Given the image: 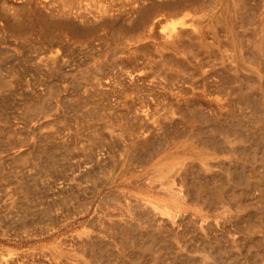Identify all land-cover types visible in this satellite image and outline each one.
Listing matches in <instances>:
<instances>
[{
    "label": "bare ground",
    "instance_id": "obj_1",
    "mask_svg": "<svg viewBox=\"0 0 264 264\" xmlns=\"http://www.w3.org/2000/svg\"><path fill=\"white\" fill-rule=\"evenodd\" d=\"M34 1L43 8L51 3ZM119 1L132 9L140 2ZM260 1L255 11L250 0H206L199 15L170 7L168 24L153 16L145 20V36L153 37L147 42L152 53L205 55L198 57L207 64L202 72H215L228 84L230 101L240 103L238 112L221 94L204 107L203 101L196 106L194 99L175 97L163 109L136 110L134 120L127 122L124 112L123 118L100 114L81 97L71 103L65 96L53 100L50 91H40L38 79L26 77L25 67L8 64L14 50L0 46V264H142L151 253L165 254L169 260L156 256L151 264H264V0ZM186 57L178 54L182 61ZM148 60L143 63L150 67L155 59ZM129 69L126 74L132 80L145 72ZM59 111L58 117L42 119ZM20 119L28 132L24 140L15 139L12 131ZM57 119L68 133L54 132ZM92 207V217L87 218L91 222L69 235L71 242L64 245L49 240L50 244L22 250L2 239L49 236Z\"/></svg>",
    "mask_w": 264,
    "mask_h": 264
},
{
    "label": "rangeland",
    "instance_id": "obj_2",
    "mask_svg": "<svg viewBox=\"0 0 264 264\" xmlns=\"http://www.w3.org/2000/svg\"><path fill=\"white\" fill-rule=\"evenodd\" d=\"M48 1L51 3H49V5H47L46 8H43L39 4H37V2L34 0H0V46L5 47L7 45L14 50L15 53L13 57L7 58L8 64H11L12 62L14 63L18 62L19 64H21L22 68L25 67V74L27 75L25 76L29 78L30 80L38 79L40 81V85H39L40 91H42L44 94H47L50 91L51 92L50 95L52 96L54 95L53 100L56 99L57 101L61 98L63 99L66 98V100L64 101L71 103L73 100H79L81 97V99L83 98L82 100L84 102L86 103L88 102L87 103L88 105L97 106L100 109L99 111H101L99 112L100 114H107L110 116L117 115V117H122V115H124L123 114L124 112L125 115L123 117L125 118L123 117L122 118L125 119L127 122L133 121L134 116L139 110L147 109L149 111H153L155 109H163L162 107L165 106V104L167 105L170 101L172 102L176 98H181V99L187 98V100L189 99L195 100V98L197 100L199 98L200 100L198 99L197 102H195L196 100L195 101L191 100V102L193 101L192 103H194L196 106L198 105L200 106V102L203 101L202 102L203 104L202 103L201 104L204 107L205 104L207 105L209 102L216 101L215 98L220 97V94H221V96L226 97V98L222 97V99L226 100L224 101V103L226 102V105L228 104L227 106L231 107V108L229 107L230 109H233L234 107L235 112L236 111L238 112V110H240L239 108L240 103L234 100L232 102L230 101L231 99L229 98V96H232L233 92L231 93L232 90H230L231 88H229L228 84L226 82L224 83V81L221 80L219 75L215 72L213 73L211 72L210 74L207 73V75H205L202 72L201 69L203 68V70H205L207 68L206 66L207 64L206 62L203 63L202 60H199L198 57L199 55L201 57L205 55L197 54V53L194 54V52H190L189 55H187L186 53L185 55V51H184V54H180L181 52L177 53L176 54L177 57L169 55V54L168 56L166 55L167 57L166 56L158 57L160 55H158V53H156L155 50L154 51L157 54V56L155 55L154 52L153 54L152 53L153 48L147 45V42H149L150 40H153L152 39L153 37L148 38L147 36H145L146 35L145 30H147L146 28L147 26L145 27L147 22H145V20L147 18L150 19L153 16L151 19L155 17L153 20L155 19L158 20L159 18L162 19V15H163V18L164 16L165 18L167 16H168L167 18H169L170 10L176 7H182L184 9L183 12L188 10L187 11L188 13L192 12L194 14L197 13L199 15L200 12H202L200 8L204 2L206 3V0L205 1L204 0H193V1L192 0H168V1L167 0H151V1L150 0H142V1L140 0V2L138 1L133 9L130 8L129 4L122 3L119 0H77L79 3L76 0H48ZM250 2H251V5H255L253 7H255L254 10L257 11L260 7V5L258 6V4H261V1L254 0V3H253V1L250 0ZM78 4L79 6L77 7ZM199 4H200V7H198ZM66 11H67V14H66ZM63 15H68V16H63ZM18 17L19 19H17ZM58 17L62 19H57ZM167 18L165 20L166 22L164 21V19L162 21L161 19H159L160 22H162L160 24L162 25L168 24L170 22L168 20H171L172 18L168 20ZM149 19L146 21L151 20ZM48 32H50L52 38L48 37L50 36V35H47ZM25 34L28 36H26ZM52 34L54 35V37ZM51 39H53L54 42ZM134 47H136V49ZM178 54L179 56L180 55L187 56L186 58H184L185 60H183L185 61L184 64L181 58H178ZM132 55L135 57L132 58L133 57ZM39 56H42V58H47V59H49L50 57L52 58V59L50 58L51 62L49 60L47 61V59L43 60L45 61V63H48V66L50 67L48 68L49 69L48 71H47L48 66L45 68L40 67L42 66L40 64H43V66H46L47 64L43 63L41 57H40L41 60H38ZM48 56L50 57L48 58ZM146 56H148L149 58ZM156 57H158L159 60ZM190 57L191 58L193 57L192 60L190 59ZM127 58L130 60H128ZM152 58L155 60H152ZM160 58H162V61L160 60ZM167 58L168 60L164 61V59H167ZM174 58L175 59L178 58V59H176L174 62ZM148 59L152 60L149 62L152 66V67L150 66L151 68L146 65L144 66V64L149 61ZM38 61H42V63ZM55 61L58 63H56ZM143 61L145 63H143ZM157 61L159 62L161 61V62L158 63ZM195 61H196V64H194ZM168 63H171L172 65ZM175 63H177V65L179 64L178 66L180 70L179 68H177L178 66H176ZM55 65H58L56 67L57 69L55 68ZM190 65L192 68H190ZM194 65H196V68H194L195 67ZM167 67H170V68H167ZM197 67H199V69ZM175 68L177 69V72ZM54 69L57 70L58 72L55 71ZM128 69L134 70L133 72L134 74H136L138 70L139 71L141 70V72L143 71L145 72L139 76L135 75L134 79L132 80V78H129L130 76L127 75L128 73L126 74V71H128ZM169 69L173 71L169 72ZM156 70H157V73L159 74L155 72ZM199 70H201V72ZM146 72H148L147 75H145ZM183 74L184 75L186 74V75L184 76ZM158 75H160L161 78L158 77ZM73 76H74V79H73ZM139 78H142V79H139ZM54 84L55 85L57 84L58 86L56 85L57 86L56 87ZM224 84H226V86ZM185 86H190V87L188 88ZM46 88H48V90H46ZM143 88L144 89L146 88V89L144 90ZM116 89L118 90V92ZM29 90H27L26 88V91L29 92ZM180 90L183 92H181ZM26 91L24 89V93H26ZM175 91L176 93L178 92L179 94L178 93L174 94ZM226 91L229 94L227 95L228 97L224 95L225 93L223 94V92H226ZM184 93L187 96H185ZM173 94L175 96H173ZM191 95L195 97L193 98ZM63 96H65V98ZM22 97L23 96H21V98ZM131 97L134 99H132ZM157 99H160V100H157ZM198 101H199V104H198ZM89 103H92V104H89ZM58 105H60V103ZM106 110L107 111L109 110L108 112L110 114L107 113ZM119 111L120 113L122 111L121 116H120ZM60 112L61 111L46 115V117L44 116V118L42 119L45 120L46 118L47 120L49 119V117L51 118L58 117ZM114 113H116V115ZM118 113H119V116H118ZM126 117L129 120H127ZM20 121H21V125H20ZM20 121L14 122V124L12 123L13 124L12 125L13 134L17 136V138L16 136H14L15 139H18V136L23 138L24 136H26V134L28 136V132L26 130L27 128L25 129L24 127L25 125H23V122L21 119ZM56 121L58 122L55 123V120L52 122L53 125L54 123L56 125V126L55 125L52 126V128L55 133L59 134L60 132L61 134V132H63L66 128L61 129L59 126V119H57ZM31 123L32 125H34L36 122L35 120H33ZM71 123H73V121ZM18 126L19 127L21 126V127L19 128ZM45 126L47 127L46 124ZM45 126L44 128H46ZM58 127L60 130L57 129ZM21 128L22 129L24 128L27 133L25 132L24 129L22 130ZM65 131L63 132L64 134L68 133L70 129L67 130L66 133ZM15 133H18V134H15ZM22 140H24V138ZM92 209L93 207L90 209V211H88L86 214L82 216L78 215L77 218L76 216L73 217L72 218L73 220L72 219L69 220V223L68 221H65V223H62L63 225L61 224L60 228L50 233L49 236H33L29 238L23 237L24 239L20 237L12 238V236H9V237H2V239L4 240V242L6 241L5 243H8L14 247H17V249H22V250L24 249L28 250L29 248L36 247L44 243L50 244L51 242L59 243L62 241V244L64 245L65 242L66 243H68L69 241L71 242L70 240L71 236L69 238L68 237L69 235H72L74 232L81 230L85 226H87L86 224L88 223L87 220L91 222L90 219H87V218L92 217V212H93ZM82 218L83 219L85 218L84 219L85 222L83 221ZM65 224L67 225L65 226ZM65 234L67 236H64ZM11 238L14 242L11 240ZM57 239L58 241H54ZM49 240L50 241L52 240V241L50 242ZM32 243L34 244L32 245ZM21 247H24V248H21ZM161 255L163 259H166L167 261H169L165 254L159 253L158 255L157 253H154V255H152L151 253L147 255L146 258L145 257L142 258L141 260L143 261L142 264H146L147 261H148L147 264L149 262H150L149 264H151L152 263L151 261H153L154 257L161 256ZM248 259H250V257ZM248 261H251V260H248ZM30 262L36 263L33 261H29V263Z\"/></svg>",
    "mask_w": 264,
    "mask_h": 264
}]
</instances>
